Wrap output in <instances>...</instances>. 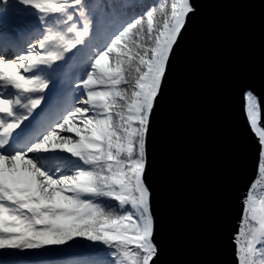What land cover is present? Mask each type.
I'll use <instances>...</instances> for the list:
<instances>
[{"label":"snow or ice","instance_id":"snow-or-ice-1","mask_svg":"<svg viewBox=\"0 0 264 264\" xmlns=\"http://www.w3.org/2000/svg\"><path fill=\"white\" fill-rule=\"evenodd\" d=\"M202 0H0V264H173L159 124ZM218 259L264 264V62Z\"/></svg>","mask_w":264,"mask_h":264},{"label":"water","instance_id":"water-1","mask_svg":"<svg viewBox=\"0 0 264 264\" xmlns=\"http://www.w3.org/2000/svg\"><path fill=\"white\" fill-rule=\"evenodd\" d=\"M202 4L177 61L158 130L165 259L173 264L220 258L227 228L239 216V187L255 171L251 165L240 170L233 145L242 128L256 142L241 86L259 82L264 0Z\"/></svg>","mask_w":264,"mask_h":264}]
</instances>
